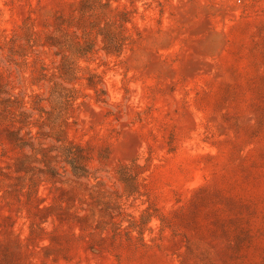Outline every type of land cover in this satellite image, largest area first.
I'll return each instance as SVG.
<instances>
[{
	"label": "rangeland",
	"instance_id": "374dc122",
	"mask_svg": "<svg viewBox=\"0 0 264 264\" xmlns=\"http://www.w3.org/2000/svg\"><path fill=\"white\" fill-rule=\"evenodd\" d=\"M55 84L90 177L32 233L4 88L52 134ZM0 264H264V0H0Z\"/></svg>",
	"mask_w": 264,
	"mask_h": 264
},
{
	"label": "trees",
	"instance_id": "16d2710c",
	"mask_svg": "<svg viewBox=\"0 0 264 264\" xmlns=\"http://www.w3.org/2000/svg\"><path fill=\"white\" fill-rule=\"evenodd\" d=\"M104 49H109L106 42ZM116 49L120 51L121 45H117ZM59 77L64 81L72 80L71 66H68L66 60L59 68ZM29 98L31 107L26 108L23 101H18L16 95H12L4 88V119L8 118L11 125V127L4 128V141L14 152V155L9 158L10 162L4 166V178L13 179L15 181L11 188L13 192L24 194L26 197L24 205L27 207L29 227L33 233L42 232L41 225L53 216L59 222L65 221L70 216V214L66 218L58 216L55 202L45 204V198H38V186L41 183H50L52 188L65 197L69 191L62 189V185L88 179L90 173L87 167L88 157L84 154V150L79 145L67 142L64 131L59 128L67 124L63 115L75 102L74 93L67 92L57 84L51 89L49 99L53 108L50 113H46V120L52 127V134H43L39 131L35 134L31 133V127L36 123L43 124L44 121L41 116L39 119H32L34 116L32 112L35 106H38L40 96L31 94ZM43 137L49 139V147L43 146ZM100 184L97 181L94 186ZM11 193L7 192L5 195Z\"/></svg>",
	"mask_w": 264,
	"mask_h": 264
}]
</instances>
